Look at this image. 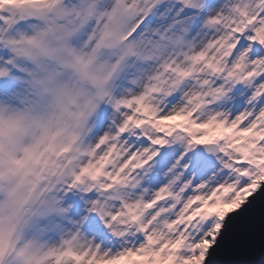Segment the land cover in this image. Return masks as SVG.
Wrapping results in <instances>:
<instances>
[{
	"label": "snow or ice",
	"instance_id": "6c2138e0",
	"mask_svg": "<svg viewBox=\"0 0 264 264\" xmlns=\"http://www.w3.org/2000/svg\"><path fill=\"white\" fill-rule=\"evenodd\" d=\"M261 187L264 0H0V264H264Z\"/></svg>",
	"mask_w": 264,
	"mask_h": 264
},
{
	"label": "water",
	"instance_id": "95a60500",
	"mask_svg": "<svg viewBox=\"0 0 264 264\" xmlns=\"http://www.w3.org/2000/svg\"><path fill=\"white\" fill-rule=\"evenodd\" d=\"M233 215L253 216L258 225L264 224V187H261L258 192L249 197L248 203ZM211 251L215 252V249Z\"/></svg>",
	"mask_w": 264,
	"mask_h": 264
}]
</instances>
